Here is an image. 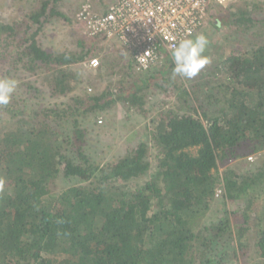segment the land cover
Here are the masks:
<instances>
[{"label":"trees","instance_id":"obj_1","mask_svg":"<svg viewBox=\"0 0 264 264\" xmlns=\"http://www.w3.org/2000/svg\"><path fill=\"white\" fill-rule=\"evenodd\" d=\"M57 1L39 0L20 21L0 19V79L22 69L48 83L52 95L67 96L78 86L72 65L89 57L91 45L79 38L74 49L48 51L37 40L46 22L68 19ZM215 5L221 4H211L209 12ZM263 6H237L215 15L214 23L264 30ZM162 57L172 62L165 51ZM213 65L205 74L206 90L175 87L176 105L156 113L150 138L155 168L133 187L129 182L151 169L147 143L115 163L99 164L85 150L80 122L118 101L142 110L150 77H130L118 92L109 86L52 106H28L14 96L0 105L9 115L0 124V264L237 259L249 229L245 210L264 198V161L241 173L228 161L264 149V42L248 50L234 47ZM59 174L78 183L56 192ZM215 199L235 208L245 203L235 237L227 217L197 228ZM259 205L254 244L264 264V200Z\"/></svg>","mask_w":264,"mask_h":264},{"label":"rangeland","instance_id":"obj_2","mask_svg":"<svg viewBox=\"0 0 264 264\" xmlns=\"http://www.w3.org/2000/svg\"><path fill=\"white\" fill-rule=\"evenodd\" d=\"M87 0H58L55 4L63 11L68 19L60 17L52 18L46 22L39 30L37 40L40 46L48 51H64L76 48V41L81 38L87 44L91 45V53L89 57L78 64L72 65L77 71L79 84L67 96L52 95L51 87L48 83L41 81L37 75H30L22 69L13 71L10 77L18 81V86L13 93L16 99H19L28 106H52L61 102L68 101L69 97L74 94L88 93L96 94L105 88H116L119 91L118 84L123 83V87H127L132 81L130 77L143 75L150 77L152 80L147 90H145V103L142 110L136 109L131 105L118 101L109 108L97 113L91 112L83 115L81 118V128L84 130L83 139H85L84 147L86 152L99 164L115 163L120 157L124 156L136 145L143 141L148 145V157L151 161V169L142 177L131 180L130 186L141 184L154 171L155 164L153 161V149L151 148L150 138L153 133L154 118L156 113L176 105L175 87H186L192 91L196 88L206 90L210 85L206 83L205 74L214 66L216 60H220L228 56L234 47L248 50L258 44L264 42V30L258 28L247 29L240 25H227L222 23H214L215 15L221 13L224 15L226 11H235L237 6H247L253 4H263L264 0H227L223 4L212 6L209 12L206 26L191 38L198 34H205L209 40V45L205 55L210 59V63L206 65L200 73L192 78L186 79L173 75L174 64L169 60H163L153 68L133 73V65L128 66L126 54L116 46L115 38L106 39L102 37L91 38L83 33L82 26L76 21L75 14L80 5ZM93 8L104 10L113 0H89ZM39 5V0H0V19L11 22L21 20ZM223 6V9H222ZM264 8V6H263ZM264 10V9H262ZM35 27H33L34 29ZM125 56L126 63L119 56ZM96 57L99 64L96 68H91L88 61ZM172 61V58H171ZM132 66V67H131ZM167 66V67H166ZM131 67V68H129ZM162 69V73L160 72ZM167 72V73H166ZM166 73V74H165ZM151 75L153 77H151ZM9 77V78H10ZM166 79V82H164ZM28 84V86L26 85ZM117 85V87L115 86ZM31 86V88H29ZM9 120L8 113L0 109V124H5ZM264 161V149L261 150L251 161L244 159H232L228 161L230 167L241 173L246 168L259 165ZM81 182V181H80ZM78 183L75 178H67L59 174L53 182V190L59 192L71 185ZM255 201L254 205L245 210L244 218L249 228L243 237L244 250L238 254L237 259H229L225 264H261L263 260L257 253L255 246V226L254 222L258 218L259 204L262 201ZM245 203L240 201L236 204V208L227 201L215 199L210 209L206 212L201 223L197 224V228L201 225H207L217 222L219 219L227 217L230 220L231 228L234 233L236 226L243 221L242 209ZM196 229V227H195ZM235 243V242H234Z\"/></svg>","mask_w":264,"mask_h":264},{"label":"built area","instance_id":"obj_3","mask_svg":"<svg viewBox=\"0 0 264 264\" xmlns=\"http://www.w3.org/2000/svg\"><path fill=\"white\" fill-rule=\"evenodd\" d=\"M227 0H113L105 10L89 0L78 8L75 19L89 37L115 38L132 61L133 72L158 65L165 51L179 39L191 38L206 26L211 4ZM229 1V0H228ZM96 68V57L88 61ZM255 156H248L251 161Z\"/></svg>","mask_w":264,"mask_h":264},{"label":"clouds","instance_id":"obj_4","mask_svg":"<svg viewBox=\"0 0 264 264\" xmlns=\"http://www.w3.org/2000/svg\"><path fill=\"white\" fill-rule=\"evenodd\" d=\"M208 45L209 40L203 33L196 35L194 38L179 39L170 50V56L174 64L173 75L186 79L196 77L210 63L209 57L205 55ZM17 86L18 81L15 79H0V105L9 104ZM2 185L3 181H0V188H2Z\"/></svg>","mask_w":264,"mask_h":264},{"label":"crops","instance_id":"obj_5","mask_svg":"<svg viewBox=\"0 0 264 264\" xmlns=\"http://www.w3.org/2000/svg\"><path fill=\"white\" fill-rule=\"evenodd\" d=\"M107 7H108V5L105 6V9H106ZM105 9H104V10H105ZM116 41H117V40H116ZM117 45H118V41H117L116 46H117ZM117 47H119V45H118ZM119 48H120V47H119ZM119 57H120V59H121L123 62H125V63H126V59H127V63H132V62L130 61V59H129V56H127L128 58H126V59H125V56H123V55H122V57H121V56H119ZM163 60H164V59H163Z\"/></svg>","mask_w":264,"mask_h":264}]
</instances>
